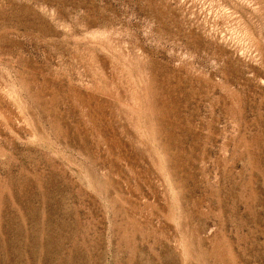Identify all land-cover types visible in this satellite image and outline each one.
Segmentation results:
<instances>
[{
	"label": "rangeland",
	"instance_id": "1",
	"mask_svg": "<svg viewBox=\"0 0 264 264\" xmlns=\"http://www.w3.org/2000/svg\"><path fill=\"white\" fill-rule=\"evenodd\" d=\"M0 264H264V0H0Z\"/></svg>",
	"mask_w": 264,
	"mask_h": 264
}]
</instances>
